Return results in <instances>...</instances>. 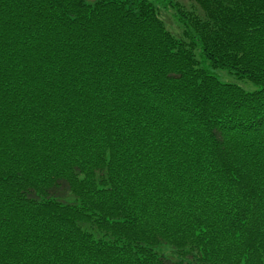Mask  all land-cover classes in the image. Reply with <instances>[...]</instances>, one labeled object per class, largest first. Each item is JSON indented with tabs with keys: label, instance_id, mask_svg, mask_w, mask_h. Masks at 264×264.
Instances as JSON below:
<instances>
[{
	"label": "trees",
	"instance_id": "obj_1",
	"mask_svg": "<svg viewBox=\"0 0 264 264\" xmlns=\"http://www.w3.org/2000/svg\"><path fill=\"white\" fill-rule=\"evenodd\" d=\"M188 1L0 0V264H264V0Z\"/></svg>",
	"mask_w": 264,
	"mask_h": 264
},
{
	"label": "rangeland",
	"instance_id": "obj_2",
	"mask_svg": "<svg viewBox=\"0 0 264 264\" xmlns=\"http://www.w3.org/2000/svg\"><path fill=\"white\" fill-rule=\"evenodd\" d=\"M84 1L87 3H93L95 0H84ZM150 1L154 3L159 8V10H162V5L159 2H155L156 0H150ZM173 2L181 5L183 9L186 11H189L191 9V4L188 0H173ZM160 17L165 22L168 30H170L175 35H179L180 30L178 29V25L175 22L174 13L172 12V10L165 11V9H163L160 12ZM212 74L216 76L220 81L236 84L242 87L247 92H254L257 90V87L255 85L251 84L246 80L237 79L234 75L230 74L225 70H214L212 71Z\"/></svg>",
	"mask_w": 264,
	"mask_h": 264
}]
</instances>
